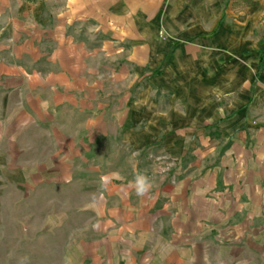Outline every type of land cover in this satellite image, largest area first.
Here are the masks:
<instances>
[{"label": "crops", "instance_id": "1", "mask_svg": "<svg viewBox=\"0 0 264 264\" xmlns=\"http://www.w3.org/2000/svg\"><path fill=\"white\" fill-rule=\"evenodd\" d=\"M231 5L0 0V174L75 187L64 264H264V0Z\"/></svg>", "mask_w": 264, "mask_h": 264}, {"label": "rangeland", "instance_id": "2", "mask_svg": "<svg viewBox=\"0 0 264 264\" xmlns=\"http://www.w3.org/2000/svg\"><path fill=\"white\" fill-rule=\"evenodd\" d=\"M255 1L228 3L236 9ZM2 177L0 174V264H64V243L81 236L85 223L84 217L58 213L59 207L63 209L66 201L74 199L64 198L63 193H74L75 187L66 191L67 187L56 184L42 186Z\"/></svg>", "mask_w": 264, "mask_h": 264}]
</instances>
